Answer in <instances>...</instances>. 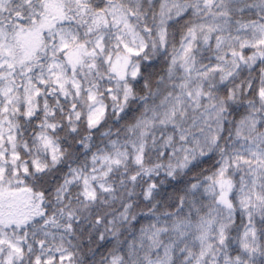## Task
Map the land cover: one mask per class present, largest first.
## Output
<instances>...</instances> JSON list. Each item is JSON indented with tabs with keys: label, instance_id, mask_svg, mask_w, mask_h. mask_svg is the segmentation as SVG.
<instances>
[{
	"label": "snow or ice",
	"instance_id": "snow-or-ice-1",
	"mask_svg": "<svg viewBox=\"0 0 264 264\" xmlns=\"http://www.w3.org/2000/svg\"><path fill=\"white\" fill-rule=\"evenodd\" d=\"M0 264H264V0H0Z\"/></svg>",
	"mask_w": 264,
	"mask_h": 264
},
{
	"label": "trees",
	"instance_id": "trees-1",
	"mask_svg": "<svg viewBox=\"0 0 264 264\" xmlns=\"http://www.w3.org/2000/svg\"><path fill=\"white\" fill-rule=\"evenodd\" d=\"M178 39V38H177ZM178 42H177V47H178ZM204 168H208L209 165L208 164H205L203 166ZM169 191H171V189L169 188ZM150 223V221L146 218H141L140 220V223L138 224L137 228H139L141 225L143 226H147L148 224ZM110 250V246L106 245L104 248L100 249V252L103 253L104 255H107V252ZM101 257L100 256H97L96 259L97 261L100 259Z\"/></svg>",
	"mask_w": 264,
	"mask_h": 264
}]
</instances>
